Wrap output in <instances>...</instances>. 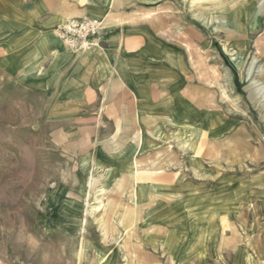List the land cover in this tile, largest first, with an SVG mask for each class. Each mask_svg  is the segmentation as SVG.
<instances>
[{
	"label": "rangeland",
	"instance_id": "374dc122",
	"mask_svg": "<svg viewBox=\"0 0 264 264\" xmlns=\"http://www.w3.org/2000/svg\"><path fill=\"white\" fill-rule=\"evenodd\" d=\"M175 1L169 12L159 15L169 20L161 38L186 53L196 85L203 93L217 96L220 114L233 119L234 127L214 141L199 139L201 149L196 155L199 147L191 148L194 160L201 162L199 173L196 169L190 172L185 153L172 142L155 144L148 151L143 147L139 152L133 145V160L142 170L162 169L160 180L173 188L214 190L218 224L185 226V216L195 214L194 209L205 200H185L183 191L171 195V187L159 195L138 188L137 206L129 198L127 177L119 188L117 179L123 175L115 174L108 191L101 190L104 179L87 189L89 176H101L104 167L100 162L88 163L86 175L79 176L84 162L75 160L80 155L113 156L116 150L111 141L119 147L122 141L131 144L136 130L98 131L94 115L82 125L84 130L77 122L53 124L49 116L35 113L42 108L36 107L35 100L25 106L19 99L0 98V220H5L12 242L22 235L52 233L48 228L41 232L35 225L42 210L52 203L59 209L62 203L76 202L84 206L81 216L89 219L82 234L101 250L116 249L119 264H247L246 255L252 264H264V75H259L264 70V0H201L194 7L192 0ZM257 7L261 15L258 27L252 30L251 15ZM233 12L235 26L226 19ZM102 22L105 28L109 26L108 21ZM230 52L242 53L241 69ZM111 118L108 116L109 121ZM141 133L144 145L145 132ZM103 160L107 168L116 170L118 164ZM53 188L56 193L51 194ZM81 188L90 193L87 207ZM148 197L155 205L170 198L173 206L197 207L184 211L181 218L170 211L169 217L157 219L162 226L152 227L142 221L151 201L146 202ZM101 201L106 204L103 209ZM100 261L105 264L106 259Z\"/></svg>",
	"mask_w": 264,
	"mask_h": 264
},
{
	"label": "crops",
	"instance_id": "0c3cea01",
	"mask_svg": "<svg viewBox=\"0 0 264 264\" xmlns=\"http://www.w3.org/2000/svg\"><path fill=\"white\" fill-rule=\"evenodd\" d=\"M175 2L0 0V98L19 99L25 106L35 100L36 107L42 106L35 113L49 116L53 124L77 122L81 125L78 128L84 130L82 125L94 115L98 131L136 130L131 144L123 145L122 141L119 147L112 139L116 150L113 156L80 155V160H75L84 162L79 176L86 175L90 169L88 163L95 162L104 167L101 172L112 171L113 177L116 173L127 174L136 162L134 146L137 150L135 136L139 130L145 132L147 151L155 144L172 142L176 150L185 153L190 172L196 169L199 173L201 162L194 160L191 148H201L199 139L214 141L229 132L234 121L220 114L217 96L213 98L212 92L203 93L202 87L196 85L186 53L161 38L169 20L159 15L169 12ZM257 9L251 19L260 18ZM100 17L109 26L104 27L96 40L98 45L88 51H70L54 34V28L68 20ZM116 20L120 23L116 24ZM256 28L250 23V29ZM108 116L114 117L111 122ZM203 133L207 136H202ZM102 157L118 164L117 171L107 168ZM178 191L185 193V200L194 197L205 201L196 209L197 205L193 204L173 206L170 198L158 200L155 205L148 197L146 202L151 201L142 218L145 225L160 227L159 221L169 217L168 212H175L181 218L191 208H195V214H184L185 226L218 224L214 190L171 187L169 194L178 195ZM83 209L76 202L62 203L59 209L49 204L35 225L41 232L48 228L52 233L22 235L15 242L9 230H5V220H0V264H100L102 258L106 259L105 264H119L121 256L116 249L101 250L89 237L78 234V228L82 225L85 228L89 221L81 216ZM69 226L74 229L70 231Z\"/></svg>",
	"mask_w": 264,
	"mask_h": 264
},
{
	"label": "bare ground",
	"instance_id": "6f19581e",
	"mask_svg": "<svg viewBox=\"0 0 264 264\" xmlns=\"http://www.w3.org/2000/svg\"><path fill=\"white\" fill-rule=\"evenodd\" d=\"M200 1L201 0H192L191 5L194 7V5H196L197 3L200 4ZM233 13H235V12H233ZM233 13L230 15V17L227 16L226 19L230 24H232V26H235L236 13L235 14H233ZM193 15H195V14H193ZM199 15L201 16L200 13H199ZM197 18H199V17L197 16ZM86 19H88V18H86ZM89 20L102 21L103 18L102 17H100L98 19L91 18ZM258 24H259L258 18L251 19V26L252 27H258ZM230 54H231L232 60L241 69L243 67L244 61H243V58L239 55H242V53L238 52L237 54H232V52H230ZM259 75H264V70H261L259 72ZM189 127H191V126H189ZM209 135L210 134H208V136ZM193 136H194V133L192 131L191 140L193 139ZM202 136L206 137L207 135L203 133ZM137 138H138V149L137 150L139 152L144 147V145L141 143L142 133L140 130L138 131V134L135 136V139H137ZM140 146H141V148H140ZM200 149L201 148L199 147L196 150L195 155L198 153V150L200 151ZM162 174H163V170L160 168L159 169L142 170V169L138 168V165L135 162L133 164V166H131L127 170V174H124L123 177L120 179H117V181L119 184V188H122L121 186L123 185V181L126 180L125 177H127L129 179V183H128V185H129V187H128L129 198H130L131 202L135 206H137L138 201H139V198H138L139 195L137 193L138 188L145 187L147 190H149L151 193H153L152 195H159L162 193H167V191L169 192L171 185L168 182H165L164 180H160ZM113 178L114 177H113V174L111 171H104V172H102L101 176H99L97 178L95 176L93 177V175L89 176V179L87 181V187H88L87 189L89 190L92 186H95L101 179H104V180H102V182H104V184H103L104 186L102 187L101 190L103 192H105V191H107V185H108L109 181ZM87 189L81 188V191H80V192H82V195H83L82 198H84V201H85V207L88 206V199H89V194H90L88 191H86ZM101 206L103 209L106 207V204L103 201H101ZM95 210H98V208H95ZM89 215L90 216L94 215V211L91 210V212H89ZM95 221H97V220H95ZM81 224H82V222H81ZM82 226H80V229H79L80 234H82V232L84 231V228ZM244 258H245V262L247 264H252V260H251V257L249 255H246V257L244 256Z\"/></svg>",
	"mask_w": 264,
	"mask_h": 264
},
{
	"label": "built area",
	"instance_id": "2783aa9c",
	"mask_svg": "<svg viewBox=\"0 0 264 264\" xmlns=\"http://www.w3.org/2000/svg\"><path fill=\"white\" fill-rule=\"evenodd\" d=\"M102 21H92L86 18L71 19L58 24L54 32L62 44L73 52H85L97 45L102 30ZM15 264H23L17 262Z\"/></svg>",
	"mask_w": 264,
	"mask_h": 264
}]
</instances>
